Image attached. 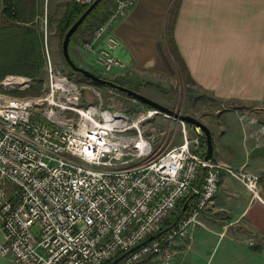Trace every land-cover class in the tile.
Segmentation results:
<instances>
[{
  "label": "built area",
  "instance_id": "built-area-1",
  "mask_svg": "<svg viewBox=\"0 0 264 264\" xmlns=\"http://www.w3.org/2000/svg\"><path fill=\"white\" fill-rule=\"evenodd\" d=\"M136 1L114 0L82 44L105 73L127 66L113 28ZM48 71L45 97L0 89V256L12 264H106L148 239L117 264H191L185 249L213 203L221 173L263 200L259 174L205 158L199 127L192 136L188 123L167 115L180 123L182 142L165 149L158 143L164 133L147 134L143 125L161 112L143 111L132 120L125 112L82 103L80 89L50 58ZM31 80L8 75L0 88L28 87ZM6 182L15 187L11 199L3 195ZM243 242L256 244L253 237Z\"/></svg>",
  "mask_w": 264,
  "mask_h": 264
},
{
  "label": "crops",
  "instance_id": "crops-1",
  "mask_svg": "<svg viewBox=\"0 0 264 264\" xmlns=\"http://www.w3.org/2000/svg\"><path fill=\"white\" fill-rule=\"evenodd\" d=\"M52 1V9L62 3ZM63 1L67 8L73 0ZM107 10L103 17L110 6ZM113 29L122 43L119 55L127 65L119 75L122 78L160 68L165 55L161 42L168 44L170 37L195 85L231 107L218 109L209 126L213 159L234 169L245 166L260 175L263 200L236 178L221 173L219 190L200 217L202 224L185 249V260L191 264H264V0H137ZM91 36L92 30L83 27L71 42L70 52L78 65L102 75L94 53L82 45ZM250 109L258 112L257 124L244 114ZM250 237L256 240L253 246L243 242Z\"/></svg>",
  "mask_w": 264,
  "mask_h": 264
},
{
  "label": "rangeland",
  "instance_id": "rangeland-1",
  "mask_svg": "<svg viewBox=\"0 0 264 264\" xmlns=\"http://www.w3.org/2000/svg\"><path fill=\"white\" fill-rule=\"evenodd\" d=\"M61 1V5L52 9V0H18L16 16L10 18L4 12L5 0H0V81L8 75L32 79L28 87H1L0 89L15 97H45L49 88L48 61L50 58L53 67L80 89L82 103H97L102 108L125 112L132 120H137L143 111L147 113L149 110H154L139 104L137 99L128 95L99 87L81 73H71L62 52L64 36L59 29V22L67 8L65 1ZM113 3L114 0H107V4L94 12L81 29L84 27V30H92L102 21L109 6L110 9L113 7ZM80 30L74 34L72 42ZM170 39L169 37L168 44H165L164 40L161 42V49L165 55L162 56L160 68L142 70L139 75L132 78L119 76L125 70L113 73L103 71L100 76L116 80L181 114H190L207 126H211L218 109L231 107L228 102L216 101L195 85L175 53ZM98 92L101 98L98 97ZM244 114L258 119L256 109H250ZM143 125L147 134L154 131L164 133L160 135L158 143H162L165 149L182 142L180 123L163 113L155 114ZM188 127L190 134L194 136L196 126L188 124ZM199 130L204 134L200 128ZM4 187V198H13L15 187L8 182ZM0 227H2L1 219ZM3 238L4 235L0 230V242ZM11 263L10 257L0 256V264Z\"/></svg>",
  "mask_w": 264,
  "mask_h": 264
},
{
  "label": "water",
  "instance_id": "water-1",
  "mask_svg": "<svg viewBox=\"0 0 264 264\" xmlns=\"http://www.w3.org/2000/svg\"><path fill=\"white\" fill-rule=\"evenodd\" d=\"M101 0H94L91 5L84 11V13L74 22V24L68 29L66 32L63 42H62V52L64 55V58L66 62L70 65V67L78 73L83 74L85 77L88 79L92 80L95 84L100 85V86H105L109 85L115 89H118L122 92L128 93V95L134 97L135 99L143 102L144 104H147L154 110H157L158 112L167 114L169 116H173L177 119H180L188 124L194 125L196 127H199L205 134V139L207 143V153L205 158L206 159H213L214 156V142H213V135L212 131L207 126L204 122L199 120L198 118L190 115V114H181L165 105L162 103L151 99L133 89H130L129 87H126L122 84L116 83L115 81L102 77L80 65H78L72 58L71 53H70V41L74 33L77 31V29L80 27V25L84 22V20L88 17V15L94 10V8L98 5V3ZM150 239L147 241H144L140 245H137L133 249L126 251L122 253L120 256L116 257L113 261V264H117L122 258H124L126 255H128L131 251L138 249L142 244L148 242Z\"/></svg>",
  "mask_w": 264,
  "mask_h": 264
},
{
  "label": "trees",
  "instance_id": "trees-1",
  "mask_svg": "<svg viewBox=\"0 0 264 264\" xmlns=\"http://www.w3.org/2000/svg\"><path fill=\"white\" fill-rule=\"evenodd\" d=\"M17 1L18 0H5V8H4V12L7 14L8 17L10 18H15L16 16V6H17ZM107 4V0H101L98 5L94 8V10L88 15V17L84 20V22L94 13L96 12L98 9H100L101 7L103 8L105 5ZM89 5L91 4H88V5H81V4H78L76 3L74 0L69 2L67 4V9L66 11L64 12L63 16L61 17L60 19V22H59V29L61 31V34L62 36H65L66 32L68 31V29L74 24V22L84 13V11L89 7ZM176 9V7H175ZM174 15V13H173ZM107 16V15H106ZM105 16V17H106ZM103 17V19L105 18ZM102 19V20H103ZM84 22L80 25V27L77 29L80 30L82 28V25L84 24ZM76 31V32H77ZM171 31H172V27H169V35L171 37ZM75 32V33H76ZM74 33V34H75ZM74 36V35H73ZM72 36V38H73ZM72 38H71V41H70V44L72 42ZM66 61V60H65ZM67 63V62H66ZM69 69L71 70V73L74 74L76 73L71 67L70 65L67 63ZM115 81L116 83H119L117 82L116 80H113ZM94 83V82H93ZM120 84V83H119ZM99 87L101 88H105V89H108V90H114L118 93H121V94H124V95H128V93L126 92H122L118 89H115L109 85H105V86H100L98 85ZM130 96V95H128ZM132 97V96H130ZM134 98V97H132ZM139 101V100H138ZM139 104L149 108V109H153L151 108L150 106H148L147 104H144L143 102L139 101ZM133 111V110H132ZM194 199V196L192 195L188 201V203H186V205L184 206L185 208L182 210L181 214L184 213L185 210H187V208L189 207L191 201ZM113 261L114 260H110L109 262H107L106 264H113Z\"/></svg>",
  "mask_w": 264,
  "mask_h": 264
},
{
  "label": "bare ground",
  "instance_id": "bare-ground-1",
  "mask_svg": "<svg viewBox=\"0 0 264 264\" xmlns=\"http://www.w3.org/2000/svg\"><path fill=\"white\" fill-rule=\"evenodd\" d=\"M167 115V114H166Z\"/></svg>",
  "mask_w": 264,
  "mask_h": 264
}]
</instances>
